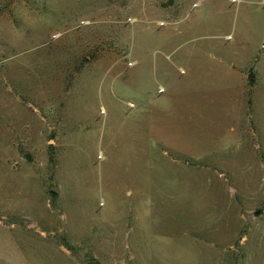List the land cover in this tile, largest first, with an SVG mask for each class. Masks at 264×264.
Returning <instances> with one entry per match:
<instances>
[{"label": "rangeland", "instance_id": "374dc122", "mask_svg": "<svg viewBox=\"0 0 264 264\" xmlns=\"http://www.w3.org/2000/svg\"><path fill=\"white\" fill-rule=\"evenodd\" d=\"M263 199L264 0H0V264H264Z\"/></svg>", "mask_w": 264, "mask_h": 264}, {"label": "trees", "instance_id": "16d2710c", "mask_svg": "<svg viewBox=\"0 0 264 264\" xmlns=\"http://www.w3.org/2000/svg\"><path fill=\"white\" fill-rule=\"evenodd\" d=\"M48 191H49V193H51V194H53V193H54V191H53V190H51V189H48ZM263 202H264V199H263ZM88 264H92V263H88Z\"/></svg>", "mask_w": 264, "mask_h": 264}, {"label": "water", "instance_id": "95a60500", "mask_svg": "<svg viewBox=\"0 0 264 264\" xmlns=\"http://www.w3.org/2000/svg\"><path fill=\"white\" fill-rule=\"evenodd\" d=\"M248 76H251V74H249ZM49 189H51V190H55V187L54 186H52V187H50Z\"/></svg>", "mask_w": 264, "mask_h": 264}]
</instances>
